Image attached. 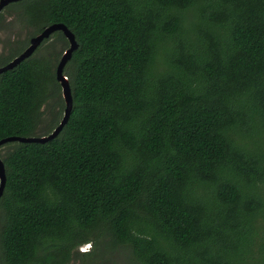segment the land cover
Segmentation results:
<instances>
[{
  "label": "trees",
  "instance_id": "16d2710c",
  "mask_svg": "<svg viewBox=\"0 0 264 264\" xmlns=\"http://www.w3.org/2000/svg\"><path fill=\"white\" fill-rule=\"evenodd\" d=\"M8 7L30 40L64 24L79 48L59 136L0 153V264H98L110 248L128 264H264V0ZM35 54L0 75V141L61 122L40 130L62 88L58 64Z\"/></svg>",
  "mask_w": 264,
  "mask_h": 264
},
{
  "label": "rangeland",
  "instance_id": "374dc122",
  "mask_svg": "<svg viewBox=\"0 0 264 264\" xmlns=\"http://www.w3.org/2000/svg\"><path fill=\"white\" fill-rule=\"evenodd\" d=\"M10 6V5H9ZM32 29L26 26L18 17V12L15 8H5L0 18V58L9 56L11 52L17 47L18 43H23L26 39L30 40V34ZM66 46L62 41L56 40L54 35L51 38L43 42L40 49L36 51L37 57H45L52 61L54 67L57 66L62 58ZM1 64V63H0ZM60 97L50 100V102L43 108V118L40 124V130L47 129L52 121L50 119L58 116L59 122L62 121L65 111V102L62 95V90L57 92ZM62 100V101H61ZM62 103L64 105L62 106ZM50 121V122H49ZM40 132H38L39 134ZM8 145H4L0 148V153L4 154L8 149ZM90 246V247H89ZM95 250L94 244L84 245L79 249V252H89ZM108 254V257H107ZM102 254V263L106 264H128L129 252L121 249L110 248ZM100 262H98L99 264ZM100 263V264H102ZM71 264H81V261H73Z\"/></svg>",
  "mask_w": 264,
  "mask_h": 264
},
{
  "label": "water",
  "instance_id": "95a60500",
  "mask_svg": "<svg viewBox=\"0 0 264 264\" xmlns=\"http://www.w3.org/2000/svg\"><path fill=\"white\" fill-rule=\"evenodd\" d=\"M20 1H23V0H0V14L9 5L20 2ZM59 31L65 35L70 45V47L64 52L62 58L60 59L58 63L57 69H56V78H57V81L61 85L63 99L65 102V113H64V117L62 121L54 129V131L47 136L30 137V138H23V137L6 138L0 141V148L8 143H13V142H18V143H23V144H30V143L45 144L55 139L56 137H58L59 134L64 129V127L69 122L72 109H73V95H72V90H71V86L68 81V78L65 76V67L71 60L73 53L79 48V44L76 40L75 35L64 24L51 25L47 27L46 29H44V31L40 33L39 35L33 37L29 42V46L19 56H17L7 65L0 67V75L7 71H11L15 69L22 62L31 58L36 53V51L41 47L44 41L51 38L52 35H54L56 32H59ZM5 186H6L5 164L2 158H0V199L4 193Z\"/></svg>",
  "mask_w": 264,
  "mask_h": 264
},
{
  "label": "snow or ice",
  "instance_id": "6c2138e0",
  "mask_svg": "<svg viewBox=\"0 0 264 264\" xmlns=\"http://www.w3.org/2000/svg\"><path fill=\"white\" fill-rule=\"evenodd\" d=\"M90 247V246H89Z\"/></svg>",
  "mask_w": 264,
  "mask_h": 264
}]
</instances>
